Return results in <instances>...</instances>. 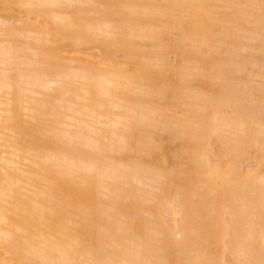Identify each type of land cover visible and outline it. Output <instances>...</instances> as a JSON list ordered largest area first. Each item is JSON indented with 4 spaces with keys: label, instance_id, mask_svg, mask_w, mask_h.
Wrapping results in <instances>:
<instances>
[{
    "label": "bare ground",
    "instance_id": "1",
    "mask_svg": "<svg viewBox=\"0 0 264 264\" xmlns=\"http://www.w3.org/2000/svg\"><path fill=\"white\" fill-rule=\"evenodd\" d=\"M0 1V264H264V0Z\"/></svg>",
    "mask_w": 264,
    "mask_h": 264
},
{
    "label": "rangeland",
    "instance_id": "2",
    "mask_svg": "<svg viewBox=\"0 0 264 264\" xmlns=\"http://www.w3.org/2000/svg\"><path fill=\"white\" fill-rule=\"evenodd\" d=\"M6 5H3L2 3H1V1H0V21H2L1 20V18H3V17H9L10 18V23H12V24H15V25H21L22 23H21V21L22 20H24L25 19V16L27 15L26 14V8L25 7H23V6H19V5H12V7H5ZM93 6V5H92ZM11 8V9H10ZM6 19V18H5ZM44 22H43V20H41V24H43ZM263 29H264V26H263ZM262 33H264V31H262ZM50 40H51V37L49 36L48 37ZM59 39L57 40V41H55V42H52V41H50L49 43H48V45L49 46H53V47H55L56 49L58 48L59 50H61V52L59 53L60 55H62L63 56V54L65 55L66 54V52H71V51H73L72 50V47L71 46H73L72 45V43L71 44H68L69 42H71V41H69L68 42V39H67V41L64 39V40H62L61 39V37H58ZM21 39H24V38H21ZM53 39V38H52ZM88 44V43H87ZM86 44V46L84 45H82L83 46V48H87L88 49V47H90V46H92V44L91 43H89L90 45H87ZM71 45V46H70ZM81 47V46H80ZM96 47V46H95ZM94 47V48H95ZM73 48H74V46H73ZM79 48V47H78ZM75 49V48H74ZM80 49V48H79ZM82 49V48H81ZM90 49V48H89ZM84 50H86V49H84ZM99 49L97 48H95V49H90V50H88V52L89 53H92V54H96V53H98L99 51H98ZM63 51V52H62ZM65 51V52H64ZM101 53V52H100ZM99 53V54H100ZM118 53V52H117ZM119 53H121V52H119ZM123 54V53H122ZM122 54H119V60H121L120 62H122V60H123V58H122ZM172 54V53H171ZM175 56L176 55H174V54H172L170 57L172 58V60H173V62H174V64H176V58H175ZM124 57V56H123ZM114 58L116 59V57L114 56ZM118 60V59H117ZM131 60H133V59H131ZM124 61V60H123ZM127 61V60H126ZM136 62L137 61H132L131 63L132 64H129L130 63V61H128V63H127V65H125L124 63H123V68H127V69H132V70H134L137 66V64H136ZM126 63V62H125ZM133 63H134V65H133ZM136 66V67H135ZM135 67V68H134ZM134 68V69H133ZM157 69V67L155 68V74H156V71L158 70H156ZM159 73V72H158ZM155 74H153V75H155ZM161 74V73H160ZM161 76H163V75H161ZM154 77V76H153ZM154 79V81L160 86V85H163V84H165L166 82V79H165V81L160 77V75L158 74V75H155V78H153ZM165 82V83H164ZM257 83V82H256ZM250 99V98H249ZM168 103H170V105H173V104H175L174 103V100L172 101V100H169V102ZM170 108H171V106H169ZM173 108L174 109H172L173 110V112L171 111H169V110H171V109H169L168 111L170 112V114H175L177 117H180V118H184L185 117V114H184V111L182 110V108H179V107H175V106H173ZM162 136V135H161ZM158 143H160V145H163L164 146V148L162 149H160V150H158L157 151V157H158V160L157 161H159V160H161V161H163V159L164 158H166L167 159V162H165V163H167L166 165L168 166V167H170V168H174V166H175V155H176V153L178 152V150H179V145H180V142H177V141H172V140H170V138H169V136H168V134L167 133H163V136L160 138V137H158ZM120 156V155H119ZM145 156V155H144ZM121 157H123L124 159L125 158H127V157H129L128 155H127V157L126 156H120V158ZM156 157V158H157ZM133 158H135V157H133ZM147 158V157H146ZM130 159V158H129ZM131 159H132V157H131ZM130 159V160H131ZM136 159V158H135ZM247 162V165L249 164V165H251V162H253L252 160H249V161H246ZM245 162V163H246ZM165 165V164H164ZM243 165V164H242ZM245 165V164H244ZM252 165H254V162H253V164ZM244 167H246V165L244 166Z\"/></svg>",
    "mask_w": 264,
    "mask_h": 264
}]
</instances>
